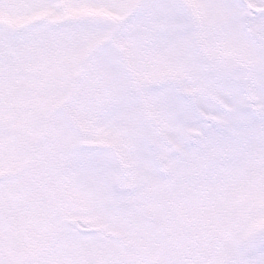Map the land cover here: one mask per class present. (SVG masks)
I'll return each mask as SVG.
<instances>
[{
	"label": "snow or ice",
	"instance_id": "6c2138e0",
	"mask_svg": "<svg viewBox=\"0 0 264 264\" xmlns=\"http://www.w3.org/2000/svg\"><path fill=\"white\" fill-rule=\"evenodd\" d=\"M0 264H264V0H0Z\"/></svg>",
	"mask_w": 264,
	"mask_h": 264
}]
</instances>
